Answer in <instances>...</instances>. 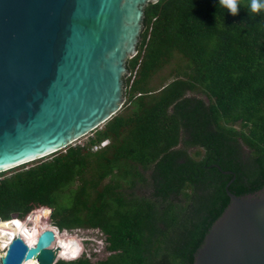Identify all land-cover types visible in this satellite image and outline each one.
<instances>
[{
	"label": "trees",
	"instance_id": "1",
	"mask_svg": "<svg viewBox=\"0 0 264 264\" xmlns=\"http://www.w3.org/2000/svg\"><path fill=\"white\" fill-rule=\"evenodd\" d=\"M236 2V15L219 0L148 2L121 108L82 143L1 171L0 221L104 234L105 259L54 264H193L227 191L264 186V9Z\"/></svg>",
	"mask_w": 264,
	"mask_h": 264
},
{
	"label": "water",
	"instance_id": "2",
	"mask_svg": "<svg viewBox=\"0 0 264 264\" xmlns=\"http://www.w3.org/2000/svg\"><path fill=\"white\" fill-rule=\"evenodd\" d=\"M155 1L0 0V172L65 148L121 108L126 61ZM227 193L193 264H264V186ZM53 238L44 231L29 247L15 236L0 264H54Z\"/></svg>",
	"mask_w": 264,
	"mask_h": 264
},
{
	"label": "rangeland",
	"instance_id": "3",
	"mask_svg": "<svg viewBox=\"0 0 264 264\" xmlns=\"http://www.w3.org/2000/svg\"><path fill=\"white\" fill-rule=\"evenodd\" d=\"M168 68H165L163 70V72L161 74H165L167 73ZM159 77H156V80H158ZM198 95H200L201 97L205 98V95L200 93V90H197ZM87 135H84L82 137H80L79 139L76 140V142L78 143H82L85 139H86ZM245 151H246V147H244ZM195 150L198 149H189L190 153H193ZM202 151V150H200ZM108 179L105 180V182H107ZM141 182H138L137 184H140ZM128 184L124 183L123 188L124 189H128ZM138 187L141 188H136L137 191H139L140 193H146V185L144 183L140 184ZM14 216V215H13ZM13 218H17V217H13ZM48 217V214H47ZM48 220V218H47ZM47 220L45 222H47ZM43 222V220H42ZM49 223V222H48ZM51 225H53L52 223H49ZM26 226L28 227H32V230L36 231L39 230V232H44V231H53L54 229L49 226V225H43L42 230L39 228L41 225H35L34 226V222H27ZM58 234L60 236L66 237L67 239H71L72 241H74L77 244V251H76V255L74 257L71 258H62L60 257V242L57 239L52 240V243H55L58 246V254H57V260L58 259H65V260H73V259H77L80 257H87L90 261L92 262H96L98 260H102L105 259L111 252L107 250L106 248V241L104 239V234L101 233V231L98 228H84V227H79V228H74L72 230H57ZM60 249V251H59ZM56 260V261H57Z\"/></svg>",
	"mask_w": 264,
	"mask_h": 264
},
{
	"label": "bare ground",
	"instance_id": "4",
	"mask_svg": "<svg viewBox=\"0 0 264 264\" xmlns=\"http://www.w3.org/2000/svg\"><path fill=\"white\" fill-rule=\"evenodd\" d=\"M42 226L43 225L39 227L41 230L43 228ZM50 232L53 233L54 239H56L54 233L55 231L53 230ZM42 233L39 232V230H32V227H27L26 224L22 223L19 219H11L10 221H0V256L4 253L7 244L13 237H21L29 247H32L36 246V244L39 242V237ZM49 247L55 250L57 256L58 246L55 243L50 242ZM21 264H37L36 255L23 260Z\"/></svg>",
	"mask_w": 264,
	"mask_h": 264
},
{
	"label": "clouds",
	"instance_id": "5",
	"mask_svg": "<svg viewBox=\"0 0 264 264\" xmlns=\"http://www.w3.org/2000/svg\"><path fill=\"white\" fill-rule=\"evenodd\" d=\"M219 3L226 7L232 15L237 14L238 6L236 0H219ZM249 7L253 12L262 10L264 9V0H250Z\"/></svg>",
	"mask_w": 264,
	"mask_h": 264
},
{
	"label": "built area",
	"instance_id": "6",
	"mask_svg": "<svg viewBox=\"0 0 264 264\" xmlns=\"http://www.w3.org/2000/svg\"><path fill=\"white\" fill-rule=\"evenodd\" d=\"M101 144H104V142H102ZM95 148V147H94ZM12 219V218H11ZM13 219H18V218H13ZM10 220V219H9ZM20 220V219H19ZM21 221V220H20ZM25 224V223H24ZM56 231L59 230L55 225H51Z\"/></svg>",
	"mask_w": 264,
	"mask_h": 264
}]
</instances>
